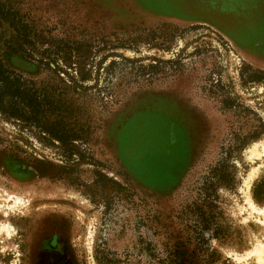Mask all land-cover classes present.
Here are the masks:
<instances>
[{
	"label": "rangeland",
	"instance_id": "1",
	"mask_svg": "<svg viewBox=\"0 0 264 264\" xmlns=\"http://www.w3.org/2000/svg\"><path fill=\"white\" fill-rule=\"evenodd\" d=\"M92 1L96 8L87 13L85 9L81 23L99 27L97 38L102 49L92 54L87 65L89 77L82 83L86 86L81 93L83 119L87 116L92 121L88 142L78 143L84 161L77 155L68 160L56 143H43L35 132L0 116V150L7 157L13 153L9 150H14L28 160L64 164L69 172L41 177L33 163H28L31 177L22 174L17 178L9 172L11 159L6 165L0 163V223L8 222L13 229L0 235V264H36L45 239L53 234L59 235L60 249L66 248L73 264H97L94 247L100 234L106 236L107 246L121 251L128 234L118 232H135L133 220L145 216L152 207L171 228L185 230L196 219L191 214L186 216L185 206L202 198L212 179V167L224 158L230 181L227 186L216 187L209 197L214 216L210 228L219 234L217 238L208 236L206 248L218 253L214 264H264L257 252L264 251V223L260 221H264V214L252 211L247 202L251 199L264 207L251 196L252 184L264 170V132L242 148L234 147L239 142L236 139L249 138L255 128L264 125V80L251 79L264 74H258L257 67L207 22L219 26L237 44L249 45L260 36L252 32L253 26H264V19L257 20L250 8L251 12L238 15L241 26L224 28L221 14L229 16L223 10L224 4H229L225 0ZM230 5L238 3L232 0ZM135 26L142 29L130 31ZM41 66L40 78L57 79L48 67ZM55 66L52 63L50 68ZM59 66H63L61 62ZM176 75L189 80L188 86L198 87L201 93L205 92L203 86L210 91L208 98L199 96L204 98L207 140L171 191L147 192L143 201L134 197L135 204L114 198L104 215L103 203L91 201V197L102 194L98 187L90 189L94 166L88 160L98 159L103 171L115 180L123 182L128 176L124 181L139 189H143L141 184L168 189L185 169L188 146L184 132L172 123L171 113L161 109L162 102L156 105L150 98L142 101L146 94L167 88ZM61 78L69 81L67 75ZM138 102L143 108L134 111ZM117 110L128 116L122 125ZM9 194L14 196L8 198ZM18 197L22 201L14 207ZM126 218L130 225L122 230Z\"/></svg>",
	"mask_w": 264,
	"mask_h": 264
},
{
	"label": "trees",
	"instance_id": "2",
	"mask_svg": "<svg viewBox=\"0 0 264 264\" xmlns=\"http://www.w3.org/2000/svg\"><path fill=\"white\" fill-rule=\"evenodd\" d=\"M95 8L92 0H0V116L23 130L35 132L43 143H56L68 160L73 155H77L79 161L84 159L78 143L88 142L91 134L89 129L92 121H88L87 116L83 119L85 111L81 93H84L86 86L82 83L89 77L87 65L92 54L102 48H99L101 40L97 38L99 27L93 29L94 25L91 28L83 26L81 20L85 16V9L87 13ZM141 29V26H135L130 31ZM58 59L64 67L59 66ZM42 63L57 77L56 80L39 77ZM52 63L57 65L53 69L50 68ZM68 69H73L75 73L68 72ZM64 74L69 81L61 78ZM262 78L264 77L258 76L251 79L259 81ZM136 107L134 111L141 110L143 104L138 102ZM115 114L121 117V125L128 117L119 110ZM119 126L116 125L117 128ZM262 132L263 124L255 128L249 138L236 139L239 142H235L234 147L242 148L249 140H256ZM230 150L227 156L230 155ZM9 151L13 153L7 157L4 150H0V163L6 165L7 160L11 159L9 172L17 178H21L22 174L31 177V165L28 163L34 164L32 167L35 173L41 177L69 173L64 170L67 167L64 164L37 158L28 160L17 155V151ZM88 161L94 166V179L90 189L98 187L102 194L91 197V201L103 203L104 215L114 198L135 204L134 197L143 201V194L147 192L167 193L168 189L150 188L145 184H141L143 189L134 187L130 182L124 181L128 176L123 182L115 180L103 171V164L98 159ZM212 174L202 198L184 208L186 216H196L193 224L185 226V230L176 231L151 206L152 209L146 210L145 216L140 215L133 220L135 232H118L128 234L129 242H126L121 251L107 246V238L103 233L98 236L94 247L96 263L214 264L219 257L218 253L216 250L208 251L206 244L209 237L217 238L219 232L210 228L214 224V216L209 209L213 204L209 197L216 187L227 186L230 181L226 158L212 167ZM251 196L257 204H264V170L253 182ZM207 207L209 211L206 210ZM127 219L122 221V230L130 225V219ZM141 227L145 230H140ZM211 229L213 232H204ZM60 241L57 234L45 239L36 257V264H73L66 248L60 249Z\"/></svg>",
	"mask_w": 264,
	"mask_h": 264
},
{
	"label": "flooded vegetation",
	"instance_id": "3",
	"mask_svg": "<svg viewBox=\"0 0 264 264\" xmlns=\"http://www.w3.org/2000/svg\"><path fill=\"white\" fill-rule=\"evenodd\" d=\"M225 1H229V4L225 3L224 6H226V8L223 10L228 11L229 16L221 14L220 23L226 24L224 28H229V26L238 28L241 26V20L238 15H243L242 13H246L247 11L251 12L250 8L255 10V14L257 15V17H255L257 20L260 18L264 19V14L262 13L264 11V0H233L235 3H238L237 6L230 5V1L232 0ZM232 11H235L233 15H231ZM207 22L212 25V28L216 29L223 37L234 45L233 47L236 48V50L242 54L246 60L257 67L259 70H257L258 74H264L262 72L264 69V26L256 27L257 23L253 26L255 31L252 32H257L260 36L250 42L249 46L237 44L219 26L217 27V25H213L210 20H207ZM260 80H264V78ZM172 81L173 82H171L167 88L157 90L152 95L146 94L142 100L144 101L145 98H150L156 105L162 102L160 105L164 106H161V109L163 108L171 113L172 123L180 128L181 133L184 132V136L187 141L188 157L186 167L182 171L177 183H175L173 187L168 188V190H166L167 192L171 191L182 181L191 166V162L193 160L192 158L197 153V149H199L201 145L204 144L205 140H207L206 131L208 125L206 121L207 118L204 116L206 113L203 101L204 98H200L199 96L205 94L208 98L210 94V91L206 86H203V91H205L203 93H201L202 91L199 90L198 87L188 86L189 80L186 78L178 79V76L176 75V78ZM173 139L174 137L171 136L170 140L172 141Z\"/></svg>",
	"mask_w": 264,
	"mask_h": 264
},
{
	"label": "bare ground",
	"instance_id": "4",
	"mask_svg": "<svg viewBox=\"0 0 264 264\" xmlns=\"http://www.w3.org/2000/svg\"><path fill=\"white\" fill-rule=\"evenodd\" d=\"M13 196H14L13 194H9L8 198H12ZM21 201H22L21 198H19V197L16 198L15 205H13V206L16 207L17 204L20 203ZM247 202L249 203L252 211L264 214V207L257 206L251 199H248ZM260 221L264 223V221H262V220H260ZM11 229H12V226L8 222L7 223H5V222L0 223V235H2L3 233L9 234L11 232ZM253 249L257 250L259 248L255 247ZM257 252L260 254V259L264 261V257H263L264 251L262 249H259Z\"/></svg>",
	"mask_w": 264,
	"mask_h": 264
}]
</instances>
